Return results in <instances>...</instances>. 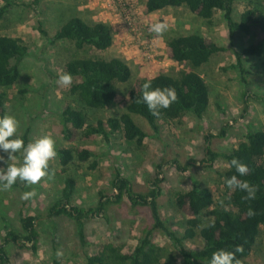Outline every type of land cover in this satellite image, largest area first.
<instances>
[{
    "label": "rangeland",
    "instance_id": "374dc122",
    "mask_svg": "<svg viewBox=\"0 0 264 264\" xmlns=\"http://www.w3.org/2000/svg\"><path fill=\"white\" fill-rule=\"evenodd\" d=\"M11 6L0 17V35L20 39L29 48V56L23 62L19 83L7 90L8 115L20 122L19 136L25 144L45 135L56 140V150L62 148L90 149L98 156L96 170L89 163L76 162L61 175L58 156L50 161L48 176L41 182L29 186L17 181L11 190L0 191V244H5L12 230L22 234L20 215L36 218L40 234L37 250L30 244H7L10 264H84L86 253L98 251L105 243H114L132 251L140 239L153 227L149 207H133L125 197L120 203L111 204L105 217L86 222V245L81 242L74 222L67 217L50 218L48 210L60 197L64 181L72 177L77 181L72 204L86 209L95 208L100 201V192L114 196L111 182L119 170L132 183L137 194H145L152 187L153 179L162 174V196L159 205L162 218L183 235L186 217L175 206L177 193L190 191L194 187L210 189L216 199L223 197L226 183L223 178L227 163L218 158L210 162L208 151L218 155L228 154L238 147L249 131H264V61L249 57L244 60L250 81V93L242 82V72L231 49L230 34L224 12H217L211 21L192 14L186 8H169L149 12L145 0H10ZM0 0V10L5 6ZM258 2L239 0L234 18L258 6ZM264 7V3H262ZM72 17H80L88 23H105L114 36L113 46L105 52L89 50L81 57L101 59L118 58L132 69V81L120 85L122 104L107 111H88L90 120H107L119 117L129 101V91L134 82L159 74L177 76L192 69L187 64L170 61L165 47L175 37L199 34L213 40L225 51L215 55L211 61L195 69L210 88L211 105L202 120L187 115L179 121H161L160 130L154 131L138 116L135 122L148 134L144 149L132 153L123 135H114L110 141L97 138L90 141L67 142L63 136L59 115L63 105L72 102L68 87L58 84L62 66L72 59L76 49L67 41H53L57 31ZM165 22L168 30L161 36L149 31L153 23ZM48 32L44 38L40 28ZM251 38L238 33L235 45L243 50ZM226 130V136L220 134ZM211 137V138H209ZM7 159V154L0 152ZM179 159L182 165L196 161L188 172L178 171L171 162ZM18 164L22 153L18 154ZM203 162V163H202ZM159 165H164L162 171ZM0 164V168L6 167ZM35 191L36 196L22 200L25 192ZM153 243L168 250L179 260L178 251L169 239L155 232ZM192 249H200L203 241L198 234L186 243ZM62 253L58 256L57 253ZM244 264H264V227L252 254Z\"/></svg>",
    "mask_w": 264,
    "mask_h": 264
},
{
    "label": "trees",
    "instance_id": "16d2710c",
    "mask_svg": "<svg viewBox=\"0 0 264 264\" xmlns=\"http://www.w3.org/2000/svg\"><path fill=\"white\" fill-rule=\"evenodd\" d=\"M5 6L0 10V17L11 6L10 0H4ZM149 12H159L169 8H186L192 14L211 21L217 12H224L233 50L240 70L242 82L250 93V81L244 60L249 57L264 61V0L255 8H249L241 14L239 20L234 18L235 7L239 0H145ZM44 38H50L42 26ZM238 33L251 38V43L243 50H238L235 38ZM53 41H67L73 44L76 53L71 60L62 66V74L70 73L73 83L67 94L72 102L63 105L59 115L63 136L67 142L90 141L103 138L110 141L114 135L122 134L132 153L144 149L148 134L139 126L133 116L144 119L156 132L160 130V122L179 121L187 115L202 120L211 105L210 88L205 79L195 71L207 65L220 52L225 51L213 40L199 34L184 35L172 38L165 47L167 58L177 64H187L192 69L182 71L177 76L159 74L145 77L134 82L129 91V101L119 117H111L92 122L88 111H107L121 106L120 85L132 81L131 67L121 59L110 60L99 57H81V53L89 50L105 52L113 46L112 30L105 23H88L80 17L70 18L57 31ZM29 56V48L20 39L0 35V117L7 113L8 91L15 87L22 76L23 62ZM151 83L152 88H174L177 100L169 108L161 109L159 116L153 115L143 102V85ZM223 129L220 136H226ZM211 138V137H209ZM62 167L60 174L65 175L70 165L89 163L91 170L99 164L98 156L90 149L62 148L57 151ZM210 162L222 158L228 165L223 178L238 175L230 167V161L238 158L246 164L249 172L239 179L246 180L255 189L254 197L249 199L248 193L240 190H229L223 197L216 199L208 188L194 187L190 191L177 193L175 206L186 217L183 235L175 231L161 216L159 199L162 196V174L152 181V187L145 194H137L129 179L117 170L111 182L114 196L100 192V201L95 208H82L72 204L76 193L77 181L68 177L64 181L61 197L53 203L48 215L50 218L67 217L71 219L78 231L79 238L86 245L85 226L89 219L105 217L111 204L120 203L125 197L133 207H149L153 218V227L138 245L128 251L124 246L105 243L94 253H86L84 264H210L212 254L220 249L235 251L239 264L249 257L264 227V131H249L245 139L236 149L228 154L218 155L208 151ZM196 161L182 165L179 159L171 162L180 172H188ZM203 163V162H202ZM164 165H159L162 171ZM226 183V181H225ZM251 213V214H250ZM23 233L10 231L5 244H0V264H10L7 244H30L34 251L40 239L36 226V218L20 215ZM161 232L178 251L179 260L168 255V250L153 243L155 232ZM200 235L203 245L200 249H192L186 243ZM52 264H62L54 260Z\"/></svg>",
    "mask_w": 264,
    "mask_h": 264
},
{
    "label": "clouds",
    "instance_id": "9594fccd",
    "mask_svg": "<svg viewBox=\"0 0 264 264\" xmlns=\"http://www.w3.org/2000/svg\"><path fill=\"white\" fill-rule=\"evenodd\" d=\"M168 30V24L165 22L153 23L149 31L161 36ZM73 83V77L70 73L59 76L58 84L68 87ZM143 102L148 110L155 116H159L161 109L169 108L177 100V93L174 88H152L151 83L143 85ZM20 122L15 116L5 114L0 117V152L7 154V159L0 156V164H6L0 168V191H8L13 188L17 181L26 182L29 186L38 184L46 176L50 161L57 157L56 140L51 135H45L35 141L25 144V141L19 136L18 130ZM22 153V162L17 163L18 154ZM230 167L234 168L238 175H232L225 178L229 190H240L248 193L249 199L254 197L255 189L250 186L246 180L239 177L246 176L249 168L238 158L230 161ZM36 196L35 191L25 192L22 200H30ZM251 214V213H250ZM242 251L237 248L235 251L220 249L212 254L210 264H239L236 259V252ZM58 256L62 253H57Z\"/></svg>",
    "mask_w": 264,
    "mask_h": 264
}]
</instances>
